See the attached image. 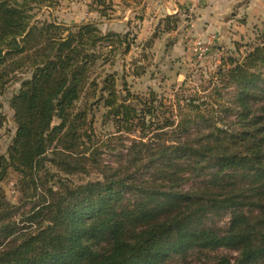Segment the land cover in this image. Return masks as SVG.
<instances>
[{
	"label": "trees",
	"instance_id": "1",
	"mask_svg": "<svg viewBox=\"0 0 264 264\" xmlns=\"http://www.w3.org/2000/svg\"><path fill=\"white\" fill-rule=\"evenodd\" d=\"M53 1L0 0V89L29 72L10 99L16 131L0 154V264H166L220 248L237 254L202 264H264V23L254 42L221 57L206 96L178 100L175 123L156 92L135 94L126 81L118 88L117 73L103 70L137 35L36 19L34 10ZM112 4L90 6L109 18ZM179 21L162 17L145 46ZM92 98L116 132L134 137L125 164L75 183L53 168L73 175L97 163ZM169 132L188 136L162 138ZM12 174L32 201L27 212L4 189ZM192 178L196 185L183 187Z\"/></svg>",
	"mask_w": 264,
	"mask_h": 264
},
{
	"label": "rangeland",
	"instance_id": "2",
	"mask_svg": "<svg viewBox=\"0 0 264 264\" xmlns=\"http://www.w3.org/2000/svg\"><path fill=\"white\" fill-rule=\"evenodd\" d=\"M90 1L92 0H55L52 6H43L35 9V18L41 20L55 19L67 25L96 21L103 32H108L107 24L104 20L121 18V16H110L109 18L100 16L96 10L90 9L91 4L85 5V3ZM88 9L93 11V13L88 14ZM188 15L191 16L185 17L186 19H195V14L188 13ZM182 22H180L181 24L179 23L180 25L178 24L176 30L161 34L150 47L145 46V42L151 34L142 41L136 40L128 54H118L114 63L105 65L103 69L106 72L117 73V78L119 79L118 88H122L123 81H126L127 87L135 94L146 95L153 90L160 98H164V104L169 107L166 109L168 112L164 116L175 120V123H178L182 118L178 100L195 94V90L200 95L206 96L212 88L211 77L217 71L221 57L229 51H235L237 44L244 45L254 42L256 33L262 28L264 20L258 21L252 26L249 33L246 32L245 36L239 41H234L230 45L225 46H220L219 43L215 42L210 53L202 59H198L192 49L193 41L198 38L191 32L193 27H190L188 22L186 24H182ZM127 31L132 33V35H138L139 29L135 19L129 20V29ZM241 50L244 51L245 47H242ZM101 70L100 67L97 68V72ZM28 76V70L24 69L16 73L12 77L13 80L7 83L3 89H0V119L3 121L0 128V154L6 153L16 131L14 110L10 106V99L20 88L21 81L18 80ZM102 76H104L103 73ZM101 78L103 80V77ZM204 88L209 89L204 91ZM90 100L92 106L88 107L90 109L89 119L93 121V139L99 153L97 154L99 155L97 163L90 162L87 165V173H76L73 175H65L53 168V171L62 178H69L70 181L75 183L102 178V170L110 166L117 167L125 164L128 155L127 146L129 145V140L134 137V134L116 132V128L106 113V108L103 104L98 103L97 105L93 98ZM84 102L85 99L79 105L84 104ZM162 116L163 114L159 116V122L164 121ZM230 118L233 119L232 117ZM171 130H174V128L168 127L164 129V132ZM192 132H196L195 129ZM187 134L169 132L164 134L162 138L185 139L188 136ZM136 135H140V133H136ZM150 136L152 137V134ZM192 136H195V133ZM16 181L17 177L12 174L3 183L4 189L8 198L12 202L20 204L21 211L27 212L32 207V201L22 198V194L17 189ZM192 184L196 185L195 178L187 181L183 187L188 189L193 186ZM227 223L226 217L219 223L220 228H225ZM102 244L103 247H108L104 243ZM236 254L235 251L228 248L202 252L194 250L186 254L171 255L166 260V264H202L204 261H213L214 257L219 255L234 257Z\"/></svg>",
	"mask_w": 264,
	"mask_h": 264
},
{
	"label": "crops",
	"instance_id": "3",
	"mask_svg": "<svg viewBox=\"0 0 264 264\" xmlns=\"http://www.w3.org/2000/svg\"><path fill=\"white\" fill-rule=\"evenodd\" d=\"M112 2L110 16L121 18L104 20L107 30L126 32L129 29V20L135 19L139 29L136 40L141 41L152 34L159 20L168 14H177L183 19L182 24L190 22L186 19L191 16L188 13L195 14V19L191 20L194 22L191 31L193 35L206 38L214 34L216 43L220 46L239 41L246 32L249 33L252 26L264 20V0H112ZM87 12L93 13L89 9Z\"/></svg>",
	"mask_w": 264,
	"mask_h": 264
},
{
	"label": "built area",
	"instance_id": "4",
	"mask_svg": "<svg viewBox=\"0 0 264 264\" xmlns=\"http://www.w3.org/2000/svg\"><path fill=\"white\" fill-rule=\"evenodd\" d=\"M191 20L192 19H190L188 25H190V27H194V22H192ZM215 42H216V35L214 34H211L206 38H200V37L196 38L192 44V49L195 56L198 59L204 58L211 51Z\"/></svg>",
	"mask_w": 264,
	"mask_h": 264
}]
</instances>
